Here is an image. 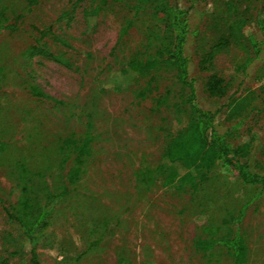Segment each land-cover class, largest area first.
<instances>
[{
    "label": "rangeland",
    "instance_id": "rangeland-1",
    "mask_svg": "<svg viewBox=\"0 0 264 264\" xmlns=\"http://www.w3.org/2000/svg\"><path fill=\"white\" fill-rule=\"evenodd\" d=\"M124 2L0 0V14L16 22V30L0 34V142L6 144L0 154V264H30L31 258L6 211L19 212L27 198L16 165L44 172L28 196L46 204L48 191L63 192L73 166L74 156L62 166L59 139H80L90 125L85 170L68 195L54 199L49 224L37 233L41 264H117L120 255L133 264H234L226 248L217 246L210 258L195 241L233 233L227 220L246 205L240 228L246 264H264V196L256 197L257 186L218 164L197 171L196 185L182 191L148 176L156 166L170 168L163 156L168 133L186 127L192 115L175 107L186 91L170 68L141 75L121 90L103 88L112 71L167 42L161 14L149 8L135 13L128 6L139 0ZM97 6L90 25L84 12ZM258 18L264 19V0H198L191 12L197 34L187 53L199 106L222 107V128L245 117L233 141L256 133L255 162L264 168V34ZM47 27L53 35L43 42L63 63L32 49ZM249 35L263 41L258 57ZM233 96L246 103L237 117L226 105ZM142 169L145 182L136 174ZM93 241L98 245L90 250Z\"/></svg>",
    "mask_w": 264,
    "mask_h": 264
},
{
    "label": "trees",
    "instance_id": "trees-1",
    "mask_svg": "<svg viewBox=\"0 0 264 264\" xmlns=\"http://www.w3.org/2000/svg\"><path fill=\"white\" fill-rule=\"evenodd\" d=\"M110 1L126 5L124 0ZM189 1L190 6L188 7L181 4L180 0H139L138 4L128 6L135 13L149 8L155 14H161L165 20L164 28L167 42L154 53L141 58L134 57L124 63L118 71H112L102 81V86L105 90H121L141 75L163 68L173 69L177 82L186 91L182 99L175 104V107L180 112L183 109L184 111L189 110L192 118L186 127L174 133H168L163 156L170 163V168L156 166L148 170L149 175H147L150 176L151 180L161 182L164 187H173L177 191H182L187 185L191 187L196 185L198 181L197 171L210 169L213 165L218 164L226 174L239 179L244 184L257 186L259 192L256 197L260 198L264 196V168L261 164L255 162L256 145L259 141L258 135L250 131L240 144L234 143L233 139L240 132L245 117L240 118L227 128H222L218 123V116L222 111V107L214 111L206 110L197 103L196 80L190 76L191 59L187 53V45L190 37L197 34V30L193 29L191 23V12L198 0ZM99 11V6L91 10H85L84 15L90 25L99 15ZM258 24L264 34V19L258 18ZM15 25L16 22L7 23L4 13L0 14V34L5 30H16ZM239 28H242V25L239 24ZM49 35H53L51 27L39 30V37H37L32 49L63 63V56L54 54L48 44L43 42V39ZM248 40L254 49L255 56L258 57L263 41L255 39L252 35L248 36ZM35 94L38 95L39 92L35 91ZM226 105L232 116L237 117L244 110L246 103L242 98L233 96ZM254 111V108H252L251 113ZM59 141V151L64 155L62 166L66 165L74 156L73 166L67 175L63 192L58 195L66 196L70 193L69 186L77 184L85 170L86 160L92 154L93 136L91 125L82 138L78 139L75 134H71L59 139ZM5 148L6 144L0 142V154ZM16 169L22 194H25L27 198L18 204V207L21 206L19 212L11 209H6V211L9 219L18 223L25 239L22 245L31 254L30 264H41L37 251L40 236L37 233L42 232L48 226L47 219L53 210V201L58 196L48 191V202L37 204L36 200L28 195L30 190L34 189L36 180L43 179L44 172L32 171L23 162H19ZM147 172L145 169L138 170L136 174L139 180L145 182L146 178L144 176ZM203 179L204 175H200L199 180ZM245 207L239 211L237 216H230L227 220L229 230L232 232L235 228L233 233L216 238H199L195 241L197 249L211 258L217 246H221L230 252L234 264H246L248 244L240 229L245 215ZM97 245L98 241H93L90 243L89 249H94ZM117 264L133 263L126 256L120 255Z\"/></svg>",
    "mask_w": 264,
    "mask_h": 264
}]
</instances>
